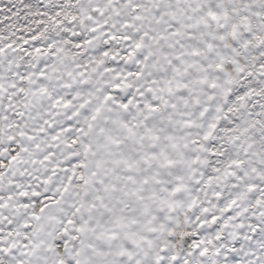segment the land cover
<instances>
[{"label": "snow or ice", "instance_id": "snow-or-ice-1", "mask_svg": "<svg viewBox=\"0 0 264 264\" xmlns=\"http://www.w3.org/2000/svg\"><path fill=\"white\" fill-rule=\"evenodd\" d=\"M0 264H264V0H0Z\"/></svg>", "mask_w": 264, "mask_h": 264}]
</instances>
